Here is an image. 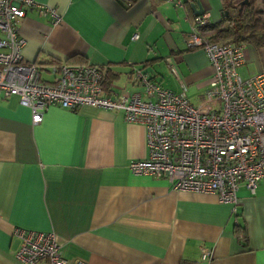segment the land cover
Returning a JSON list of instances; mask_svg holds the SVG:
<instances>
[{
  "label": "crops",
  "instance_id": "obj_1",
  "mask_svg": "<svg viewBox=\"0 0 264 264\" xmlns=\"http://www.w3.org/2000/svg\"><path fill=\"white\" fill-rule=\"evenodd\" d=\"M35 1L63 18L55 25L31 8L19 24L24 62L39 66L42 83L55 81L52 61L72 59L71 66L100 68L109 98L141 93L147 100L133 80L138 69L201 104L215 70L203 50L188 46L192 5L217 23L221 0ZM245 58L241 77L264 72V47L246 45ZM148 159L146 129L119 112L51 107L34 125L19 97L1 99L0 264H22L17 229L54 232L69 264H264V182L254 194L241 184L233 207L131 172L132 162ZM240 224L247 246L235 233ZM205 251L212 256L204 259Z\"/></svg>",
  "mask_w": 264,
  "mask_h": 264
},
{
  "label": "built area",
  "instance_id": "obj_2",
  "mask_svg": "<svg viewBox=\"0 0 264 264\" xmlns=\"http://www.w3.org/2000/svg\"><path fill=\"white\" fill-rule=\"evenodd\" d=\"M31 8L44 11L55 25L63 22L55 8L35 0H0V100L19 97L32 111L34 125L43 122L51 107L121 113L127 123L147 132L149 159L132 162L131 172L165 178L178 192L214 195L220 203L237 207L241 184L254 194L264 182V72L241 77L246 45L216 44L202 36L206 15L195 18L188 46L203 50L215 72L195 106L138 69L133 80L143 86L147 100L141 93L107 97L102 71L91 65H51L55 81L42 83L39 66L26 64L23 57L27 40L19 24ZM15 237L20 242L15 258L22 264H69L54 232L17 229ZM211 256L204 252V259Z\"/></svg>",
  "mask_w": 264,
  "mask_h": 264
},
{
  "label": "trees",
  "instance_id": "obj_3",
  "mask_svg": "<svg viewBox=\"0 0 264 264\" xmlns=\"http://www.w3.org/2000/svg\"><path fill=\"white\" fill-rule=\"evenodd\" d=\"M222 19L217 23H209L201 28V35L211 42L222 45H251L256 48L264 47V0H221ZM61 65L54 60L51 65ZM67 65H76L69 59ZM79 65H88L81 62ZM103 83V85H105ZM235 233L243 246H247V228L237 225Z\"/></svg>",
  "mask_w": 264,
  "mask_h": 264
},
{
  "label": "water",
  "instance_id": "obj_4",
  "mask_svg": "<svg viewBox=\"0 0 264 264\" xmlns=\"http://www.w3.org/2000/svg\"><path fill=\"white\" fill-rule=\"evenodd\" d=\"M248 3V0H246L245 4ZM194 12L196 13L197 16H202L204 14V10L202 8V6L200 5V3L198 4H193L192 5Z\"/></svg>",
  "mask_w": 264,
  "mask_h": 264
},
{
  "label": "rangeland",
  "instance_id": "obj_5",
  "mask_svg": "<svg viewBox=\"0 0 264 264\" xmlns=\"http://www.w3.org/2000/svg\"><path fill=\"white\" fill-rule=\"evenodd\" d=\"M236 1H238V0H234V2H236Z\"/></svg>",
  "mask_w": 264,
  "mask_h": 264
}]
</instances>
